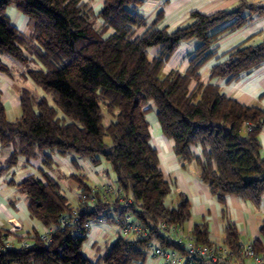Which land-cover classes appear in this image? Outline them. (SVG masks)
<instances>
[{
  "label": "trees",
  "instance_id": "obj_1",
  "mask_svg": "<svg viewBox=\"0 0 264 264\" xmlns=\"http://www.w3.org/2000/svg\"><path fill=\"white\" fill-rule=\"evenodd\" d=\"M91 1L0 0V72L11 73L1 55L12 56L27 66L25 76L55 103L24 88L21 116L11 121L0 99V143L14 146L4 169L16 166L21 157L43 158L45 168L17 185L27 195L31 218L55 230L48 240L35 230L27 241L16 235V241L7 244L9 231L0 229V264H146L154 241L164 248H178L160 233L157 223L183 227L191 216V204L182 192L175 205L166 203L172 187L151 144L147 114L153 110L163 134L174 139L177 158L199 165L202 181L220 202L229 194L255 205L262 201L264 158L259 133L264 109L242 104L218 84L201 81L200 71L217 54L221 35L242 27L255 13L264 15V5L243 0L233 10L210 15L195 11L190 22L169 28L158 26L164 10L157 12L152 24L138 11L147 0H103L98 12ZM9 6L29 17L31 34L13 23L7 15ZM94 19L102 21L100 31ZM111 28L114 32L109 33ZM191 39L198 45L189 55L187 69L165 72L172 55ZM155 47L158 52L150 56ZM227 55L212 67L211 76L239 79L264 62V39L235 46ZM106 114L113 118L108 124ZM195 146L201 147V154ZM53 151L75 153L94 165L109 163L128 204L117 198L106 200L99 186L90 185L81 173L71 176L81 188L80 200L69 203L61 182L47 171ZM75 209L81 211L78 221L62 227V220ZM115 213L130 214L150 232L145 237L118 232L94 256L88 254L85 246L99 218L118 224ZM260 232L264 238V218ZM191 233L199 246L216 244L209 239L207 224H196ZM252 243L262 252L260 240ZM240 244L236 227L227 221L221 245L227 255L221 264L243 259Z\"/></svg>",
  "mask_w": 264,
  "mask_h": 264
},
{
  "label": "crops",
  "instance_id": "obj_2",
  "mask_svg": "<svg viewBox=\"0 0 264 264\" xmlns=\"http://www.w3.org/2000/svg\"><path fill=\"white\" fill-rule=\"evenodd\" d=\"M156 1H158V5L150 11V14L155 18L157 12L164 10L162 21H164L165 25L163 26L174 28L190 22L191 14L195 11L210 15L222 10H233L243 0ZM244 1L264 5V0ZM102 3L103 0H101V6ZM18 15L17 13L15 16ZM19 17V25L13 23L20 31L28 35L29 33L24 32L20 26H28L30 19L25 14L23 16L19 15ZM263 39L264 15L255 13L242 27L226 31L221 35L215 45L217 54L201 69L200 80L205 83L212 82L218 84L222 92L242 104L264 109V62L259 67L242 74L239 79L230 80L229 78L211 76L212 67L223 62L227 58V52L229 50L240 44H257ZM197 45L198 41L196 39L183 42L166 63L164 68L165 72L177 67L181 71H185L189 64V55L196 49ZM152 51L153 56L158 52V48L155 47ZM1 57L4 61L6 55H1ZM6 64L10 67L11 73L0 72V99L5 107L6 118L14 121L22 113V90L24 88L30 89L33 86H31L30 79L25 76L27 70L26 65L22 63L20 66H17V64ZM148 116L151 144L158 151L159 167L165 179L170 182L172 187L170 193L171 205L177 203V194L179 192L186 194L190 200L191 216L184 224V230L186 232H192L196 224H207L209 228V239L218 245H223L225 226L227 221H229L236 227L241 242L248 243L260 240L263 246L262 252H264V238L260 232V226L264 218V195L259 205L244 200L235 194H229L224 203L220 202L202 181L199 165L196 162H182L177 158L174 152L175 141L163 134L155 110L150 111L147 114ZM259 141L261 155L264 158V126L259 133ZM13 149V145L3 146L0 143V229L9 231L8 236H11V238L8 240L10 244L16 241V235L23 236V239L27 241V238L32 235L33 231L37 230L40 233H44L45 231L43 225L31 218L28 210L27 195L17 185L26 176L38 174L40 168H45L40 166L37 168L38 171H35L36 165L43 162V159L33 158L30 161L19 159L16 166L5 170L4 168L6 167L8 157ZM194 149L197 154H201L202 149L200 146H195ZM52 156L54 161L52 162V166L48 167L47 171L52 177L59 180L61 184L63 182L68 184V181H72L70 183V189L75 191L76 203H73L65 193L69 199V203L72 205L78 204L81 195V188L71 178L73 174H85L87 182L92 186L100 187L108 182L115 184V180L111 178L110 170L106 162L94 165L87 158L79 155L77 157H69V155H62L57 151H53ZM99 233H101V230L95 228L94 233L92 231L90 235L89 242L86 244V251L92 256L98 252L97 249L100 247L98 243V245L96 244V241H99L101 237ZM105 237L108 240V236ZM250 261V259L246 260L247 263ZM152 263L163 264V261L152 258Z\"/></svg>",
  "mask_w": 264,
  "mask_h": 264
},
{
  "label": "built area",
  "instance_id": "obj_3",
  "mask_svg": "<svg viewBox=\"0 0 264 264\" xmlns=\"http://www.w3.org/2000/svg\"><path fill=\"white\" fill-rule=\"evenodd\" d=\"M247 128L249 130L252 129V124L250 122L247 123ZM99 188L104 193L106 200L109 198H117L124 205L128 204L129 200L123 198L121 189L115 184L108 182ZM94 200V195L89 197L88 206H90V208L94 206ZM80 213L81 211L75 209L69 214L70 218L62 220V227L69 226L78 221ZM115 215L118 225L120 226L119 231L124 234L145 237L150 232L148 227L134 220L128 213L123 216L117 215L116 213ZM105 221H107L106 217L99 218V222ZM157 228L164 237L178 246V248H164L157 243L152 244V257L157 260H162L163 264H221L227 255V249L223 248L221 245H197L192 233L186 232L183 227L174 226L165 221L159 220ZM54 231L53 227L46 228L42 238L48 240ZM9 238H11V236L7 237V244H10V241L8 240ZM240 254L243 259L232 260L230 264H264V252H258L252 242H241ZM200 259H202L203 262H201ZM247 259H250L251 261L247 263Z\"/></svg>",
  "mask_w": 264,
  "mask_h": 264
},
{
  "label": "rangeland",
  "instance_id": "obj_4",
  "mask_svg": "<svg viewBox=\"0 0 264 264\" xmlns=\"http://www.w3.org/2000/svg\"><path fill=\"white\" fill-rule=\"evenodd\" d=\"M91 3L93 4V6H95L94 8H96V11L98 12L99 10H100V4H101V0L100 1H98V0H93V1H91ZM146 4L145 5H142V6H140L139 8H138V11L139 12H141V13H143V14H145V16L147 17V20H148V22H149V24H152L153 23V21H154V16L152 15V14H150V11H152L155 7H156V5H158V1H156V0H147L146 2H145ZM157 12V11H156ZM19 14L20 16H23V14L21 13V12H19L14 6H9L8 8H7V15L11 18V20L15 23V24H17V25H19V19H20V17L18 18V16H15L16 14ZM156 14V13H155ZM27 17V16H26ZM30 22V21H29ZM187 23V22H186ZM186 23H184V24H186ZM184 24H182V25H184ZM94 25H95V27H96V29L97 30H101L102 29V21L101 20H99V19H94ZM163 25H165L164 24V21H162V22H160L159 24H158V26H160V27H162ZM21 27V29L24 31V32H26V33H31V32H33V26L31 25V23H29V25L28 26H26V25H24V27L23 26H20ZM23 27V28H22ZM177 27V26H176ZM109 33H111V32H114V30L111 28L109 31H108ZM153 48L150 50V56H152V53H153ZM4 61L6 62V63H8L9 65H13V64H17V66H20V65H22L18 60H16L15 58H13L12 56H10V55H6V57H4ZM15 62V63H14ZM178 68V67H177ZM179 68H180V65H179ZM167 69V68H166ZM30 82H31V86H33L32 88H30L31 90H36V95L37 96H39V97H41V96H46L47 97V99H48V101H49V103L51 104V105H55V103H54V101H53V99H52V96L51 95H49L48 93H46L42 88H40V87H37L31 80H30ZM102 107H103V111L106 113V107H105V105L103 104L102 105ZM57 110H58V115L61 117V116H64V114L62 113V111L60 110V109H58L57 108ZM15 117V116H14ZM148 118H149V116H148ZM12 119H13V116H12ZM111 120H113V118L112 117H110L108 114H106V117H105V123L106 124H108ZM106 142L107 143H111V140H110V138H106ZM48 152V151H47ZM78 155L77 154H75V153H70L69 154V157H77ZM42 157V156H41ZM26 158L25 157H21L20 158V160H25ZM43 159V158H42ZM39 160H41V158L39 159ZM107 164V166L109 167V170H110V175H111V178L113 179V180H115L116 179V173L114 172V170L112 169V167L110 166V164L109 163H106ZM45 167V164L43 163V162H41L40 164H38V165H36V169H35V171H38L37 170V168H39V167ZM70 183H72V181H68V184L67 183H65V182H63L62 183V190H63V192L64 193H66L69 197H70V199H71V201L73 202V203H76V197H75V191H72L71 189H70ZM115 183V182H114ZM166 203H168V204H170L171 205V201H170V194H169V196H167V198H166ZM95 228L96 229H98V230H101V233H99V236H101L100 237V239H99V241H96V243H98L99 244V246L100 247H98V252L100 251V248L102 249L103 247H104V245H105V243L107 242V238L105 237V236H108V240H111V239H114L117 235H119V233L120 234H123V232H120L119 231V228H120V226L117 224V223H115V222H108V221H105V222H99L98 224H96L95 226H94V228H93V233H94V230H95ZM115 231V232H114ZM119 232V233H117V232ZM98 235V234H97ZM91 237V236H90ZM7 240V239H6ZM89 242V241H88ZM6 243H7V241H6ZM157 242L156 241H154L153 242V244H156ZM96 248V247H95ZM85 249H86V246H85ZM94 256V255H93ZM152 252H151V249L149 250V253H148V258H147V260H146V264H154V263H152Z\"/></svg>",
  "mask_w": 264,
  "mask_h": 264
}]
</instances>
